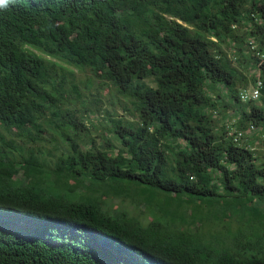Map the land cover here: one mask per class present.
Returning <instances> with one entry per match:
<instances>
[{
	"label": "trees",
	"instance_id": "trees-1",
	"mask_svg": "<svg viewBox=\"0 0 264 264\" xmlns=\"http://www.w3.org/2000/svg\"><path fill=\"white\" fill-rule=\"evenodd\" d=\"M250 42L264 55V0H5L0 264H141L110 236L146 264H264L248 240L264 231V156L213 119L231 110L239 129L264 132V60ZM75 71L129 103L133 120L109 114L102 132L118 147L80 135L99 100ZM258 80V101L242 103ZM117 199L150 218L114 212ZM200 211L227 235L202 240L211 258H175Z\"/></svg>",
	"mask_w": 264,
	"mask_h": 264
},
{
	"label": "rangeland",
	"instance_id": "rangeland-1",
	"mask_svg": "<svg viewBox=\"0 0 264 264\" xmlns=\"http://www.w3.org/2000/svg\"><path fill=\"white\" fill-rule=\"evenodd\" d=\"M229 57L231 58V56ZM75 74H76V82L77 84H79L82 95L88 99L97 98L99 100V102L94 106V108H97L99 111L95 115L87 116L83 120L84 129H81V131H79L80 135L87 133L88 138L90 140L93 139L94 146L97 148L101 146H106L104 140L102 139L103 136L108 138L115 147H118L119 144L117 141H115L110 135L106 134L105 132L104 133L102 132L105 131L104 128L108 125V119L112 118L113 116L115 118H122L123 120L126 121L133 120V118L131 117V107L129 103L123 100L122 98L116 96L109 87L107 88L103 87L97 89L96 85L92 84L89 89H86V86L85 85L83 86L82 84H85L88 79L87 77H90V74L87 71L85 72L75 71ZM142 82L150 87L154 85L150 79L143 80ZM252 86L253 85H250L246 90L251 89ZM223 96H224L223 98H225V94H223ZM220 110L223 111L220 114L222 116L217 115L215 113H214L215 115L213 114L215 130H217V133L219 132L221 133V125H223V121H224L223 119L225 117H227L229 121L232 120L231 119L232 117H230V115L232 114L231 110L230 112L224 111L223 108H220ZM109 114L113 116H110ZM227 122L228 121H226L225 123ZM92 125H94V128L91 127ZM95 126L97 127L96 129L97 131L95 130ZM261 134L264 135V132H261ZM46 139L47 140H44L42 143H39V145L43 147L45 152L46 150L50 149V146L48 145L49 142L48 136L46 137ZM253 139L254 141L252 142V147L250 148V150L255 152L257 156L258 155L260 157L264 156V138H260V135L258 133ZM8 144L13 145L14 143L9 141ZM16 144L20 145L21 144L20 140H16ZM36 144L38 143L27 145V147L35 149ZM21 176L23 177V175ZM78 191L79 190H77V192ZM160 198L163 197L160 195ZM112 208L114 209V212H118V213L127 212L129 213V215L135 216L139 220L141 219L140 207H134L132 204L129 203L128 200L120 201L117 199L113 201ZM111 211H108L110 216L117 217V215ZM144 216L149 217L148 215H144ZM199 216L201 217L202 221L199 218L197 219L193 218V220L188 224V227H190L194 231L189 233L190 235L188 236V240L184 239L187 245V249L185 252L182 253L181 257L200 256L203 258H208V257L211 258L213 252H208L207 250L204 249L205 246L204 245L202 246V240L206 239V242H208V244H215V243L217 244L218 242H220L222 238H224L225 235H227L226 232H222V231L215 232L218 229V219H216L217 222L215 224L211 223L212 220H209L207 218V216L205 215V211H200ZM155 221H159V220H155ZM237 223L240 224L239 221H237ZM235 227H236L235 222L234 223L232 222L231 231H233ZM110 239L115 241V243L118 246H120L121 248L124 247L128 252L132 254L142 253V251L138 249H134L128 245H122V243L118 238L110 236ZM248 240L251 242L254 241L259 242L262 250L257 255L258 257H264V231L261 229V227H257L254 236L249 237ZM129 248L133 249V251H130Z\"/></svg>",
	"mask_w": 264,
	"mask_h": 264
},
{
	"label": "built area",
	"instance_id": "built-area-1",
	"mask_svg": "<svg viewBox=\"0 0 264 264\" xmlns=\"http://www.w3.org/2000/svg\"><path fill=\"white\" fill-rule=\"evenodd\" d=\"M256 47L253 45L252 42L249 43V49L254 52L255 56L260 59L261 61L264 60V55L260 54L258 50L255 49ZM260 88L261 82L258 80L249 90H244L240 92V101L242 103H248L250 101L256 102L258 101L260 95ZM232 120H226L227 123L225 124V132L227 137L232 139V142L238 146H245L248 149L252 147V142L254 141V137L259 133L260 138H264L261 134V131H258L253 126L249 125L245 129H239L236 126L237 119L231 118ZM251 142V143H250ZM245 144V145H244Z\"/></svg>",
	"mask_w": 264,
	"mask_h": 264
},
{
	"label": "clouds",
	"instance_id": "clouds-1",
	"mask_svg": "<svg viewBox=\"0 0 264 264\" xmlns=\"http://www.w3.org/2000/svg\"><path fill=\"white\" fill-rule=\"evenodd\" d=\"M3 4H5V0H0V5H3ZM176 227H174V229H175ZM112 240V239H111ZM113 241V240H112ZM114 242V241H113ZM120 242L122 243V245H127V244H125L124 242H122L121 240H120ZM114 245L120 250V251H122V252H124V253H126V252H128L124 247L123 248H121L120 246H118L115 242H114ZM129 246V245H128ZM131 247V246H130ZM133 248V247H132ZM130 249V251H133V249H131V248H129ZM135 249V248H134ZM183 252H185V251H182V250H177V251H174V255H175V258H179V257H181L182 256V253ZM127 255H129L130 257H132V258H134L137 262H139V263H141V264H146L147 263V261L146 260H144L145 259V256L143 255V252L141 253V254H132V253H130V252H128V253H126ZM191 258H192V256H191Z\"/></svg>",
	"mask_w": 264,
	"mask_h": 264
},
{
	"label": "crops",
	"instance_id": "crops-1",
	"mask_svg": "<svg viewBox=\"0 0 264 264\" xmlns=\"http://www.w3.org/2000/svg\"><path fill=\"white\" fill-rule=\"evenodd\" d=\"M143 216V217H142ZM147 217H145L144 215L141 214V219L140 221L144 222V220L146 219Z\"/></svg>",
	"mask_w": 264,
	"mask_h": 264
},
{
	"label": "bare ground",
	"instance_id": "bare-ground-1",
	"mask_svg": "<svg viewBox=\"0 0 264 264\" xmlns=\"http://www.w3.org/2000/svg\"><path fill=\"white\" fill-rule=\"evenodd\" d=\"M43 222V221H42Z\"/></svg>",
	"mask_w": 264,
	"mask_h": 264
}]
</instances>
